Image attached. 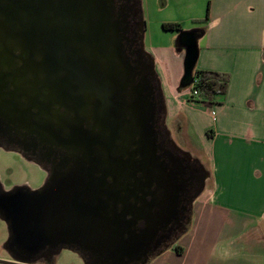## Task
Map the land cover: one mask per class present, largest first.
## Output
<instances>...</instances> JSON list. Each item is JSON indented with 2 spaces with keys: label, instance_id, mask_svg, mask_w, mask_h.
Wrapping results in <instances>:
<instances>
[{
  "label": "water",
  "instance_id": "1",
  "mask_svg": "<svg viewBox=\"0 0 264 264\" xmlns=\"http://www.w3.org/2000/svg\"><path fill=\"white\" fill-rule=\"evenodd\" d=\"M133 43L130 10L117 0H0V126L64 151L40 190L0 195L18 256L69 247L85 264H131L179 220L185 160L160 152L166 101L153 59L141 46L133 60ZM201 168L194 199L209 178Z\"/></svg>",
  "mask_w": 264,
  "mask_h": 264
},
{
  "label": "crops",
  "instance_id": "2",
  "mask_svg": "<svg viewBox=\"0 0 264 264\" xmlns=\"http://www.w3.org/2000/svg\"><path fill=\"white\" fill-rule=\"evenodd\" d=\"M175 2L163 24L203 29L196 69L229 73L230 82L212 107L192 101L180 87L185 52H172L179 70L166 119L188 145L198 138L211 168L203 165L209 178L191 226L149 264H264V0Z\"/></svg>",
  "mask_w": 264,
  "mask_h": 264
},
{
  "label": "flooded vegetation",
  "instance_id": "3",
  "mask_svg": "<svg viewBox=\"0 0 264 264\" xmlns=\"http://www.w3.org/2000/svg\"><path fill=\"white\" fill-rule=\"evenodd\" d=\"M117 8L119 12L128 8L130 10L131 37L134 39V43L129 54L133 60H139L143 35L138 0H117ZM144 59L147 60L148 57L144 56ZM158 98L160 100L159 95ZM158 117L159 121L157 128L159 131L160 143L163 147L160 152L165 155L164 158H166L168 162H171V159L185 160V162H183L184 167H186L184 178L188 180L187 182L190 183V185L188 193L184 197V209H181L179 220H173L172 224L165 232L161 231L158 234L151 244V251L147 258H143L142 261L132 262L131 264H149L155 257L161 254L165 248H168L175 239H179L185 234L193 221V206L196 200V198L194 199L193 197L202 187L201 177L204 171H202L201 165L203 164L193 156L191 160L188 155L189 152L180 148V146L173 141L170 135V129L166 124V114L163 110L160 109ZM32 143L31 137L25 134L23 130L13 125L8 126L3 124L0 126V148L18 153L28 161L40 164L46 171L45 179L35 188L20 184H15L8 188L0 178V195L7 196L13 194L15 192L14 190L19 186L26 187V190H40L44 185L51 182L54 171L60 167V162L63 159L62 153H64V151L63 149L57 148L52 152L50 148L48 149L44 145L39 144L38 147H34ZM153 190H156V188L154 187ZM145 192H147V190H144V193ZM140 196H143V194L141 193ZM79 200H81V198ZM148 200H151V196H148ZM144 227L145 222L140 221L137 225L138 230L136 232L138 233L140 229ZM15 238L16 236L9 228V223H7L0 214V264H60L64 253H78L75 249L69 247L52 248L47 246L36 254L18 256V254H15V252L9 249V244L14 242Z\"/></svg>",
  "mask_w": 264,
  "mask_h": 264
},
{
  "label": "rangeland",
  "instance_id": "4",
  "mask_svg": "<svg viewBox=\"0 0 264 264\" xmlns=\"http://www.w3.org/2000/svg\"><path fill=\"white\" fill-rule=\"evenodd\" d=\"M138 3L142 24L143 49L154 61L164 98H170L179 70L177 59L174 57V60H171L172 52L179 54L182 51L185 52V49L179 43L180 31L164 29L163 21L175 14L178 6L175 0H138ZM182 26L186 31L196 28H192V24H182ZM192 87L185 88L190 93V98L192 97ZM173 121L171 119L166 120L173 141L194 158H199L203 165L211 168L204 154L197 150V147H200L198 138H194L195 147L188 145L186 131L181 133L178 126H174ZM45 177L46 171L40 164L28 161L18 153L0 148V178L6 187L20 184L35 188L42 183ZM177 241L179 239H175L168 248ZM60 264H85V261L78 253L66 252L63 254Z\"/></svg>",
  "mask_w": 264,
  "mask_h": 264
},
{
  "label": "trees",
  "instance_id": "5",
  "mask_svg": "<svg viewBox=\"0 0 264 264\" xmlns=\"http://www.w3.org/2000/svg\"><path fill=\"white\" fill-rule=\"evenodd\" d=\"M163 27L166 30L180 31V44L189 45L190 47L188 51L185 52L184 74L180 82V87L190 88L193 86L192 92L197 90L198 95H193L192 93V101L203 103L207 107H212L214 104L218 103L217 97L219 95L226 94L230 82V75L225 72L196 69L198 47L195 44L191 47V44L188 43V38L192 37L194 43L202 34L203 29L186 31L180 23H164ZM188 82H190V84L185 86Z\"/></svg>",
  "mask_w": 264,
  "mask_h": 264
},
{
  "label": "built area",
  "instance_id": "6",
  "mask_svg": "<svg viewBox=\"0 0 264 264\" xmlns=\"http://www.w3.org/2000/svg\"><path fill=\"white\" fill-rule=\"evenodd\" d=\"M192 93H193V95H198L197 90H194Z\"/></svg>",
  "mask_w": 264,
  "mask_h": 264
}]
</instances>
